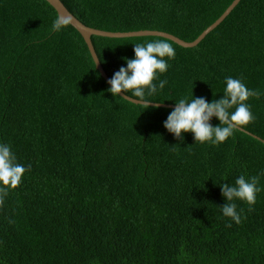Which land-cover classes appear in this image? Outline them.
<instances>
[{
	"label": "trees",
	"instance_id": "trees-1",
	"mask_svg": "<svg viewBox=\"0 0 264 264\" xmlns=\"http://www.w3.org/2000/svg\"><path fill=\"white\" fill-rule=\"evenodd\" d=\"M61 1L93 28L185 41L232 2ZM56 18L45 0H0V144L26 168L0 204V264H264V143L239 129L219 145L192 132L177 138L164 126L174 109L107 91L80 33L70 24L50 31ZM164 39L91 36L110 79L135 44ZM166 41L175 59L165 57L157 92L145 89L144 99L211 103L231 76L259 90L246 101L254 120L241 128L264 139V0H240L194 47ZM240 176H258L260 191L252 211L228 202L237 224L223 215L222 184Z\"/></svg>",
	"mask_w": 264,
	"mask_h": 264
},
{
	"label": "clouds",
	"instance_id": "clouds-1",
	"mask_svg": "<svg viewBox=\"0 0 264 264\" xmlns=\"http://www.w3.org/2000/svg\"><path fill=\"white\" fill-rule=\"evenodd\" d=\"M70 23L72 18L69 15L59 14L53 21L50 31L59 32ZM134 52L135 58H125L127 66H122L108 81L111 87L107 91L116 97L122 92L131 91L133 97L139 98L143 107L148 109L151 105L149 100L144 99L145 89L148 90V95L157 92V85L153 83L157 78V72H166L168 64L165 57L175 59L176 53L166 39L148 42L146 45L135 44ZM166 83V80H161L159 88L163 89ZM250 97L259 99V90H249L241 80L231 76L226 77L223 98L213 100L211 103L205 98L195 97L191 101L180 99L164 122V126L177 138H182L184 132H192L196 142L219 145L225 142L234 130L254 120L250 106L246 103ZM233 108L235 111L230 112L229 110ZM213 117L219 119V126H212L210 121ZM15 161L16 157L10 146L0 144V204L3 203V197L10 189H16L19 186L26 171L23 165ZM258 183V176H252L250 179L240 176L236 179L235 186H230L228 183L222 184V195L227 199V203L221 207L223 215L230 217L237 224L241 223L236 204L228 202L234 199L245 201L249 205V211H252V206L256 203V193L260 191L257 187Z\"/></svg>",
	"mask_w": 264,
	"mask_h": 264
},
{
	"label": "water",
	"instance_id": "water-1",
	"mask_svg": "<svg viewBox=\"0 0 264 264\" xmlns=\"http://www.w3.org/2000/svg\"><path fill=\"white\" fill-rule=\"evenodd\" d=\"M47 1L56 11L57 16L59 14H64V15H69L72 18V23H70L71 26H73L82 36L87 49L89 51V54L93 60V63L95 65L96 70L99 72L101 77L104 79V81L107 83L109 87L111 85L108 83L110 78L104 71L98 56L96 54V51L94 49L93 43L91 41V36L96 35V36H102V37H108V38H125V37H137V36H158L162 37L165 39H168L182 47H194L198 43L204 41L205 37L207 34L213 30L218 24H220L225 17L231 12V10L237 5V3L240 0H232V2L225 8V10L221 13V15L213 21L210 25H208L195 39L192 41H185L171 33L165 32V31H160V30H136V31H108V30H103V29H98V28H93L90 26L85 25L82 23L75 15H73L67 8L66 6L62 3L61 0H45ZM96 58V61H95ZM120 96L124 98L127 101H130L135 104H141L139 99L130 97L126 95L125 93H121ZM126 97V98H125ZM151 106H156L159 105V107H165V108H172L174 109L177 105L174 104H165V103H157V102H149ZM239 130H242L253 137L261 140L264 143V139H261L260 137L244 130L243 128H238Z\"/></svg>",
	"mask_w": 264,
	"mask_h": 264
}]
</instances>
